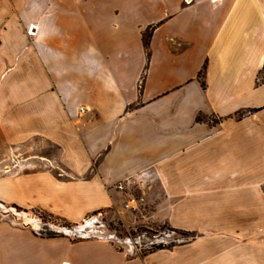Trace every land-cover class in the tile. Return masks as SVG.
Segmentation results:
<instances>
[{"label":"crops","instance_id":"crops-1","mask_svg":"<svg viewBox=\"0 0 264 264\" xmlns=\"http://www.w3.org/2000/svg\"><path fill=\"white\" fill-rule=\"evenodd\" d=\"M108 1L0 0V160L36 152L0 203L131 225L134 195L192 237L128 254L0 214V264H264V0Z\"/></svg>","mask_w":264,"mask_h":264},{"label":"rangeland","instance_id":"rangeland-1","mask_svg":"<svg viewBox=\"0 0 264 264\" xmlns=\"http://www.w3.org/2000/svg\"><path fill=\"white\" fill-rule=\"evenodd\" d=\"M108 2L109 4L104 3L102 5L105 11L104 14L110 13V9L113 7L112 4H110L111 0ZM132 7L136 14L141 13V6L134 5ZM107 9H109V11H106ZM117 9L118 7L115 5L114 11ZM104 19H108L107 15L104 16ZM33 27L34 25L28 29V34H34L32 32ZM29 30L31 32H29ZM151 31L152 29H148L144 34L145 42L148 41ZM34 154H36V152L32 149H23L16 155L12 154L11 158H8V160H0V175L13 173L15 169L20 168L21 161L23 164L26 163L25 160H28L30 155ZM36 167L40 169L46 166L40 164ZM22 211L24 210L0 203L1 215H6L8 216V219L20 222L23 225L29 223L38 235H61L69 237L71 240L75 241L88 238V236L94 239H99L97 237L102 236L104 240L111 241L119 249L128 254H134L137 252L147 253L154 251L159 247H172L186 242L192 237L186 231L148 221L150 218H144L141 213H138L139 207H137V209H132V212L137 213L139 216H136L138 222L131 225L122 222L118 216L109 211L98 212L80 224L65 223L40 210H34V212L30 211L28 217L27 214L22 213Z\"/></svg>","mask_w":264,"mask_h":264},{"label":"built area","instance_id":"built-area-1","mask_svg":"<svg viewBox=\"0 0 264 264\" xmlns=\"http://www.w3.org/2000/svg\"><path fill=\"white\" fill-rule=\"evenodd\" d=\"M29 32H31V31L29 30ZM82 111H84V109H82ZM127 185H128V183L126 181H124V182H119L116 185V187H117V189L124 191V190L127 189ZM142 200H143V198H140V197L132 195V196H130L128 198V200H126V202L124 204H125V207L128 208V209H131V210L132 209H137V207L139 206V203ZM88 238H90V236H88ZM97 238L103 239L102 236H98Z\"/></svg>","mask_w":264,"mask_h":264},{"label":"trees","instance_id":"trees-1","mask_svg":"<svg viewBox=\"0 0 264 264\" xmlns=\"http://www.w3.org/2000/svg\"><path fill=\"white\" fill-rule=\"evenodd\" d=\"M146 44H148V41H146ZM50 236H53V235H50ZM160 248H162V247H159L158 249H160Z\"/></svg>","mask_w":264,"mask_h":264}]
</instances>
